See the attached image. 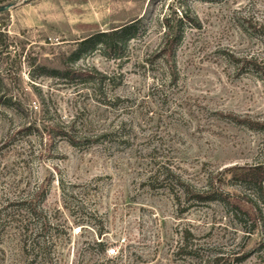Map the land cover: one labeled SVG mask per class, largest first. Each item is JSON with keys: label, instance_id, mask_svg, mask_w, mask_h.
<instances>
[{"label": "rangeland", "instance_id": "rangeland-1", "mask_svg": "<svg viewBox=\"0 0 264 264\" xmlns=\"http://www.w3.org/2000/svg\"><path fill=\"white\" fill-rule=\"evenodd\" d=\"M12 1L0 13V264H27L18 222L46 264H264V187L240 180L264 168V0ZM173 12L188 18L170 75ZM141 17L118 54L72 55ZM63 69L74 76H48Z\"/></svg>", "mask_w": 264, "mask_h": 264}, {"label": "trees", "instance_id": "trees-1", "mask_svg": "<svg viewBox=\"0 0 264 264\" xmlns=\"http://www.w3.org/2000/svg\"><path fill=\"white\" fill-rule=\"evenodd\" d=\"M7 1L12 0H0V5L4 4ZM188 16L184 13L179 17L173 12V16L169 15L165 18L163 28L164 32L162 35V42L160 48V56L164 58V62L168 65L170 75H174V62L175 54L179 47L182 38V26L187 20ZM190 20V19H188ZM143 17L140 19L131 21L127 24H124L118 28H114L109 32H98L95 35H91L85 40L78 43V48L72 53L74 58H78L79 55L86 49H94L97 44H100L101 47L109 53L118 54L121 52L127 43L135 38L141 31V23ZM7 38V33L5 29L0 28V46H5V39ZM51 77L59 79H70L74 75H69V69H63V71L52 70L50 72ZM4 86L3 79L0 77V89ZM1 98V97H0ZM1 100V99H0ZM244 186H250L255 193L262 191L264 187V168L256 167L251 171L250 174H246L240 178ZM203 196L198 195V199L202 200ZM234 209H237L239 213L246 214L240 209L236 208L235 205L232 206ZM32 213H35L31 210ZM19 225L16 226L18 236L21 242V249L25 254L24 263L27 264H37L43 263L46 264L48 259H46V254L43 252V241L40 240V236L36 233L34 229H30V225L27 223L18 222ZM98 247H101V251L106 250L105 244L98 242Z\"/></svg>", "mask_w": 264, "mask_h": 264}, {"label": "water", "instance_id": "water-1", "mask_svg": "<svg viewBox=\"0 0 264 264\" xmlns=\"http://www.w3.org/2000/svg\"><path fill=\"white\" fill-rule=\"evenodd\" d=\"M16 4H17V1H12V2L7 3V4L0 5V13H4V12L9 11V9L11 7L15 6Z\"/></svg>", "mask_w": 264, "mask_h": 264}]
</instances>
